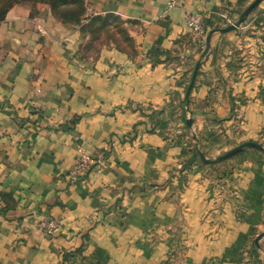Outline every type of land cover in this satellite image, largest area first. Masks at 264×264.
Listing matches in <instances>:
<instances>
[{
	"label": "crops",
	"instance_id": "obj_1",
	"mask_svg": "<svg viewBox=\"0 0 264 264\" xmlns=\"http://www.w3.org/2000/svg\"><path fill=\"white\" fill-rule=\"evenodd\" d=\"M252 2L88 0V17L116 18L126 36L92 58L88 37L45 6L6 12L0 264H264V0L212 35L186 97L203 51L186 16L206 34ZM248 142L262 150L231 156L214 223L199 183L169 199L180 174L198 179L195 143L214 160ZM80 159L89 169L74 179ZM48 220L53 237L37 227Z\"/></svg>",
	"mask_w": 264,
	"mask_h": 264
},
{
	"label": "rangeland",
	"instance_id": "obj_2",
	"mask_svg": "<svg viewBox=\"0 0 264 264\" xmlns=\"http://www.w3.org/2000/svg\"><path fill=\"white\" fill-rule=\"evenodd\" d=\"M12 1L16 3L17 2L27 3L30 5L31 9H34L35 11L37 10V7L45 6L47 10L49 11L50 15L54 18L56 22L61 21L58 11H61V10L64 11V9L66 8L64 6H60L61 4H59V0H12ZM82 1L85 4V10H86L88 0H82ZM0 3H2L1 0H0ZM53 3H58L56 6V10L50 11V5ZM70 9L74 10L76 9V7L72 5ZM85 16L88 17L87 12ZM99 17H102V16H99ZM88 19H91V18H88ZM78 29H79V32L85 34L88 37L86 44L82 48L83 56L87 58H92L93 56L97 57L98 52L103 49L108 48L110 44L117 46L120 40L126 41L125 26L116 18L115 19L110 18L107 22V26H103L102 24H100V22H98L97 24H94L93 22L87 23V22H84V19H82L81 23L78 25ZM204 39L205 37L204 38L201 37L200 39H195V41H199V45L198 44L197 45L200 49H202V46H203L202 43H204ZM195 144H196V147H195L196 150L201 151V148L200 146H198V143H195ZM231 158L232 157H228L224 160L213 161L211 163H205L199 157H196L192 161V165L195 164V172H196L195 177L196 179L198 178L197 179L198 181L188 180L184 175L180 174V177L177 179V184L174 187H172L173 193L171 192L169 199L179 204L182 198L183 190L186 187H188V185L199 183L201 187V191L200 192L196 191V195L198 196L199 199L206 200V202L208 203L207 205L211 207L210 209H208L209 212L207 211L204 219L207 220L208 225L211 223H214L213 214H215V212H214V208L212 209V206L214 204L217 205L219 201H221L220 189L216 187L217 185H220L221 181L229 179L230 174L228 173V169H229V163H230L229 161L231 160ZM184 169H186V167ZM179 173H181V171H179ZM171 182L172 181H168L169 187L172 186ZM225 198L227 197H224L222 200L225 201Z\"/></svg>",
	"mask_w": 264,
	"mask_h": 264
},
{
	"label": "trees",
	"instance_id": "obj_3",
	"mask_svg": "<svg viewBox=\"0 0 264 264\" xmlns=\"http://www.w3.org/2000/svg\"><path fill=\"white\" fill-rule=\"evenodd\" d=\"M2 3H0V22L4 19L6 12L15 4H19L18 2H13L12 0H1ZM23 3V2H22ZM58 3H53L50 5V11H54L56 10V6ZM59 4H61L60 6H64L66 7L59 12L60 18H61V23L63 24H70L73 26H78L81 23V20L84 19V22L87 23H94L97 24L98 22H100V24H102L103 26H107V22L110 18L112 17H87L85 16L86 14V10H85V4L82 0H59ZM4 5V6H3ZM74 5L76 7V9H70V7ZM69 6V7H68ZM6 7V8H5ZM63 7V8H64ZM68 7V8H67ZM3 8V9H2ZM5 8V9H4ZM35 10L32 9V13H34ZM91 18V19H88ZM115 19V18H114ZM192 154H193V160L196 157H199L198 155V150H196V148H193L192 150ZM200 158V157H199Z\"/></svg>",
	"mask_w": 264,
	"mask_h": 264
},
{
	"label": "water",
	"instance_id": "obj_4",
	"mask_svg": "<svg viewBox=\"0 0 264 264\" xmlns=\"http://www.w3.org/2000/svg\"><path fill=\"white\" fill-rule=\"evenodd\" d=\"M261 0H253V2L239 15V17L237 18V20L235 22H233L231 25H229L228 27L226 28H223V29H213V30H210L207 32L206 36H205V39H204V44H203V51L199 57V60L198 62L196 63L195 67H194V71H193V74H192V79H191V83L187 89V92H186V97H188V94H189V91L192 87V84L194 82V78H195V75H196V72H197V69L200 65V62L201 60L204 58V56L206 55L208 49H209V43H210V38L212 37L213 34H216V33H219V34H225V33H228V32H231L233 30L236 29V27L241 23L243 22V20L257 7V5L260 3ZM186 125L187 126H190L191 125V121L190 119H186ZM244 148H255V149H259V150H262V147L259 145V144H256V143H253V142H248V143H244V144H241L233 149H231L230 151L224 153L223 155L217 157L216 159L214 160H207L205 159V157L203 156V154L199 151L198 152V155L200 157V159L205 162V163H211L213 161H220V160H224L228 157H231L233 155H235L237 152H239L241 149H244ZM264 236V233L260 234L257 239H256V243L258 242V240Z\"/></svg>",
	"mask_w": 264,
	"mask_h": 264
},
{
	"label": "built area",
	"instance_id": "obj_5",
	"mask_svg": "<svg viewBox=\"0 0 264 264\" xmlns=\"http://www.w3.org/2000/svg\"><path fill=\"white\" fill-rule=\"evenodd\" d=\"M175 0H170L169 6H173ZM186 25L188 28L189 33L191 34L193 39H200L201 37L204 38V25L202 20L199 16L194 14H188L186 16ZM89 169V164L86 159H80L76 162L72 177L77 178L86 170ZM38 229L43 232L45 235L53 237L57 232V226L54 221H40L37 224Z\"/></svg>",
	"mask_w": 264,
	"mask_h": 264
}]
</instances>
